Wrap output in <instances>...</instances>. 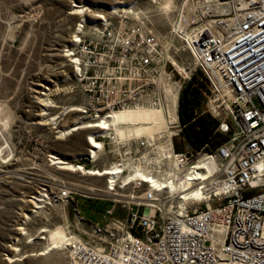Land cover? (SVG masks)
<instances>
[{
  "label": "built area",
  "instance_id": "obj_1",
  "mask_svg": "<svg viewBox=\"0 0 264 264\" xmlns=\"http://www.w3.org/2000/svg\"><path fill=\"white\" fill-rule=\"evenodd\" d=\"M81 27L67 56L85 103L76 107L81 120L69 130H97L102 118L127 107L166 109L167 87H172L177 119L171 123L173 165L165 168L176 181L205 157L214 172L206 182L208 200L198 207L168 205L169 194L148 186L141 198L130 197L125 216L115 214L114 200L105 210L110 218L105 226L94 224L86 238L63 244L74 264H264V0H184L171 25L170 33L191 53L206 83L202 94L210 105L200 114L209 113L215 130L225 136L219 143L210 138L201 149L175 150L173 139L183 126L178 114L182 83L167 71L160 40L146 27L130 30L107 20L91 36ZM94 134L96 140L112 139ZM7 139L0 135V169L14 156L12 138ZM136 143L154 155L145 139ZM88 153L79 159L91 164L98 155L94 159ZM61 156L48 154V160L58 164ZM118 182L114 192L122 188ZM39 195L32 198L45 206L76 201L77 192L65 187Z\"/></svg>",
  "mask_w": 264,
  "mask_h": 264
},
{
  "label": "rangeland",
  "instance_id": "obj_2",
  "mask_svg": "<svg viewBox=\"0 0 264 264\" xmlns=\"http://www.w3.org/2000/svg\"><path fill=\"white\" fill-rule=\"evenodd\" d=\"M183 1L0 0V124L5 136L12 138L14 150L12 161L0 169V264H74L65 245L51 244L50 231L64 228L69 237L81 240L92 233L94 224L106 225L110 218L106 219L104 213L114 200H118L115 214L122 217L130 197H142L148 185L119 179L122 188H116V195H109L104 191L106 177L50 164L48 154L56 153L69 163L87 164V169L123 165L130 173L133 167L127 158L135 164L142 154L156 158L159 146L163 147L161 142L166 140L155 136V153L151 155L149 147L137 145L141 140L131 139L120 148L111 138L99 136L98 141H104L105 146L96 161L88 164V160L79 159L88 153L90 134L108 133L82 128L62 134V130L81 120L76 107L85 103L67 51L81 25L85 36L94 35L104 20L116 27L126 25L130 30L143 26L162 43L167 55L166 69L172 71L173 79L182 83V88L193 74L204 82L191 53L170 33ZM206 100L203 96L200 111L210 105ZM167 101L169 106L168 96ZM42 109L48 114L43 116ZM56 116L54 124L52 119ZM168 130L171 139V124ZM177 139L184 142L181 135L173 139L174 143ZM187 149L192 147L188 145ZM65 187L77 192L76 201L43 206L32 198ZM208 194L202 201L208 200ZM181 196L170 195L168 205L181 207ZM202 201L189 204L198 207L204 205Z\"/></svg>",
  "mask_w": 264,
  "mask_h": 264
},
{
  "label": "bare ground",
  "instance_id": "obj_3",
  "mask_svg": "<svg viewBox=\"0 0 264 264\" xmlns=\"http://www.w3.org/2000/svg\"><path fill=\"white\" fill-rule=\"evenodd\" d=\"M126 8V7H124ZM132 12V11H130ZM78 34L74 36L77 39ZM179 69L182 67L174 62ZM182 71V70H181ZM172 87H167V96L171 101V104L165 110L162 107H147V106H137V107H127L120 110H115L107 118H103L99 121L96 127L98 131L103 133H108L112 136L114 142L124 141L128 142L131 139L135 140H146L151 146L154 145V141L157 138H165L164 142H161L159 146L158 157L149 158L148 154L143 155L138 160V164L131 161L132 158H127L128 164L133 167V170L124 174V166H112L103 169L90 168L87 169L82 165L76 166L75 164L69 163L61 157H58L55 163L58 166L69 169L73 171H81L90 175L106 177L107 187L104 189L109 195H116L114 185L119 179L127 182H137L140 180L145 183L149 188L154 190L166 191L167 194L182 195L181 198V208L187 207L189 202L202 201L207 198L209 193V188L206 186V181L210 179L214 172V165L210 163L205 157L198 159L192 167L188 169L186 174H184L180 179L176 181L172 177L171 170L165 168L166 166L172 167V142L169 136L168 125L173 123L177 119V99L176 96L171 95ZM44 94V93H43ZM46 106V104H44ZM54 106V105H53ZM172 106L173 109L170 108ZM45 109H42L41 114L44 116L48 114ZM166 114V116H165ZM53 120V119H52ZM77 128H69L62 130V134H71L70 131H74ZM101 134V133H100ZM0 135L5 136V132L0 124ZM94 134L89 135L90 153L92 158H96L98 151L103 148V142L96 140ZM5 138L9 139V137ZM7 139V140H8ZM198 181V182H196ZM201 184V185H200ZM91 190H96L92 188ZM117 192V191H116ZM40 195H37V198ZM135 198V196H132ZM36 207L40 205L35 204ZM49 240L51 244H66L71 241L79 240L74 236H68L64 228H56L50 231Z\"/></svg>",
  "mask_w": 264,
  "mask_h": 264
},
{
  "label": "trees",
  "instance_id": "obj_4",
  "mask_svg": "<svg viewBox=\"0 0 264 264\" xmlns=\"http://www.w3.org/2000/svg\"><path fill=\"white\" fill-rule=\"evenodd\" d=\"M206 88V83L193 74L182 88L179 99L178 114L183 125L181 136L194 149H201L210 138H214L216 143L225 138L223 134L215 130V119L208 113L200 114L199 112L203 99L202 90ZM174 146L177 152L183 150V146L177 141Z\"/></svg>",
  "mask_w": 264,
  "mask_h": 264
},
{
  "label": "crops",
  "instance_id": "obj_5",
  "mask_svg": "<svg viewBox=\"0 0 264 264\" xmlns=\"http://www.w3.org/2000/svg\"><path fill=\"white\" fill-rule=\"evenodd\" d=\"M183 140H184V142L179 141V140L177 139V142L183 146V150H184V149L188 148L189 143L186 142L184 138H183ZM181 142H182V143H181ZM189 146H190V145H189Z\"/></svg>",
  "mask_w": 264,
  "mask_h": 264
},
{
  "label": "water",
  "instance_id": "obj_6",
  "mask_svg": "<svg viewBox=\"0 0 264 264\" xmlns=\"http://www.w3.org/2000/svg\"><path fill=\"white\" fill-rule=\"evenodd\" d=\"M181 121V120H180Z\"/></svg>",
  "mask_w": 264,
  "mask_h": 264
}]
</instances>
